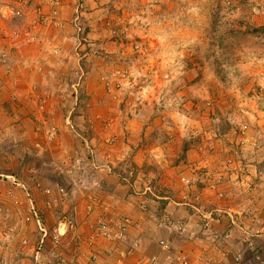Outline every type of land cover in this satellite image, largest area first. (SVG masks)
Instances as JSON below:
<instances>
[{"label":"crops","instance_id":"obj_1","mask_svg":"<svg viewBox=\"0 0 264 264\" xmlns=\"http://www.w3.org/2000/svg\"><path fill=\"white\" fill-rule=\"evenodd\" d=\"M79 1L15 2L11 8L19 11L16 18L9 16V9H0V112L14 111L0 118V132L7 134H0V159L10 158V169L0 171V177H8L5 183L0 182V222L7 210L23 226L34 213H41L43 225L50 232L58 230L62 234L57 246L50 237L41 244L36 256L41 263L62 257L70 264H264V168L257 164L260 158L253 150L245 153L241 169L237 164L225 167L224 153L218 150L222 146L218 142L224 138L211 140L208 153L196 144L178 147L180 137L173 131L167 141L140 146L139 142L148 138L141 132L153 126V122L140 119L122 125L116 138H104L106 145L92 140L91 152L103 164L97 166L98 162L89 158L85 163L81 158L77 164L83 168L76 167L70 174L61 170L68 151L60 143L63 137L57 145L48 143L47 136L41 134L47 128L37 133L39 122L27 114L41 108H69L62 99H51L64 94L52 81L65 78L73 62L82 69L72 53L77 46L72 21ZM82 2L86 7L82 12L91 16L110 7L105 5L110 0ZM100 29L91 23L90 34L98 36L103 31ZM95 39L92 45L110 47L100 38ZM98 57L91 54L94 65L89 73L101 76ZM88 93L97 95V91ZM101 108L106 110V105ZM41 121L46 123L44 127L51 124L62 130L70 123L68 119L54 124L51 120ZM258 122L262 125L263 118ZM170 124L178 127L175 121ZM125 129L133 134L128 136ZM183 129L184 124L179 131L186 135L188 128ZM248 141L247 149L255 150L260 143L257 137ZM57 151L62 161L55 160ZM36 157L41 164L34 163ZM128 157L131 170L125 162ZM52 158L54 169L59 167L68 178L67 186L51 176L48 165ZM219 177L221 182L214 187ZM64 216L73 219L74 228L63 223ZM163 216L183 222L185 230L159 226ZM125 219L129 223L122 237L117 238ZM34 223L31 221L29 227L36 226ZM100 224H106L112 235H97ZM38 235L41 243V233Z\"/></svg>","mask_w":264,"mask_h":264},{"label":"rangeland","instance_id":"obj_2","mask_svg":"<svg viewBox=\"0 0 264 264\" xmlns=\"http://www.w3.org/2000/svg\"><path fill=\"white\" fill-rule=\"evenodd\" d=\"M15 2L25 5L28 0H0V9L19 12L11 8ZM105 5L110 7L91 16L83 13L86 7L82 0L77 3L72 21L77 46L72 53L82 69L73 62L65 78L52 81L64 94L51 99H62L69 108H41L27 114L39 122L35 126L37 133L47 128L41 134L47 136L48 143L57 145L59 137H63L60 143L68 151L61 170L70 174L76 167L83 168L77 164L81 158L85 163L89 158L98 162L97 166L103 164L91 152L92 140L106 145L104 138H116L122 125L140 119L153 122L151 128L141 132L148 138L144 137L140 146L152 147L156 142L167 141L173 131L180 137L176 141L178 147L196 144L208 153L211 140L224 138L218 142L222 144L218 150L224 153L226 168L241 162L245 166V153L249 150L259 155L257 164L264 168V123H257L264 120V0H110ZM9 16L16 18L10 13ZM40 19L43 21V16ZM91 23L101 27L103 33L90 34ZM95 38L110 47L92 45ZM91 54L99 56L101 76L89 73L94 65ZM96 91L97 95L88 93ZM51 99L47 96V100ZM103 105L106 110L101 108ZM11 113L14 111L4 110L0 118ZM17 113L23 115L21 111ZM44 119L52 124L67 119L70 123L62 130L51 124L44 127ZM160 119L163 123L155 125ZM173 120L178 127L170 124ZM183 124L184 131L188 128L186 135L179 131ZM244 125L248 129L242 138L239 129ZM125 130L128 136L133 134L132 130ZM250 137L259 138L255 150L247 149ZM236 151L241 158H236ZM58 154H54L55 160L60 159ZM54 158L48 165L51 176L67 186L66 175L59 167L54 169ZM230 158L236 162L228 163ZM125 162L131 170L130 158ZM34 163L41 164L40 159L36 157ZM6 168L10 169V158H1L0 171L7 172ZM7 178L1 176L0 182L5 183ZM38 216L42 222L43 215ZM1 220L0 264H55L56 261L41 263L36 258L42 245L35 216L23 226L7 210ZM31 221L36 226L30 228Z\"/></svg>","mask_w":264,"mask_h":264},{"label":"built area","instance_id":"obj_3","mask_svg":"<svg viewBox=\"0 0 264 264\" xmlns=\"http://www.w3.org/2000/svg\"><path fill=\"white\" fill-rule=\"evenodd\" d=\"M10 14H11V16L16 17L19 14V12L10 10ZM247 129H248L247 125H244V126H242L239 129V131H240L239 133H240V136L242 138H244ZM235 153L237 155L236 158H238V159L241 158V156L239 155L238 151H236ZM235 162H236V160H234V158H230L228 160V163H231V164H233ZM237 168H241V169L243 168L241 163H239V166L237 165ZM221 179H222L221 177H219L217 179V183L214 184V187H217V184L221 182ZM222 193L223 192H220V195H223ZM34 216H35V220H36V222L38 224L39 230L41 231V244L44 243L48 237H50L51 240L54 242V244L57 246L59 244V242H60V238H61L62 234L58 230H54V231L50 232L48 230V228H46L43 225V223L41 222L38 214L34 213ZM62 221H63V223L65 225H67L69 227V229L75 227L73 219L70 218L69 216H64ZM127 223H129V220L125 219L124 222L120 224L119 227H120L121 231H120V233L117 234V238H121L122 237L123 231L125 229V225ZM159 226H161L163 228H167V229H175L176 231H179V232H182V231L185 230V224L183 222L175 220L171 216H163V218L159 222ZM109 233H110V236H111L112 235L111 230L110 231L108 230V226L106 224H100V226H98V234L97 235H101V236L105 237V236H109ZM160 243L162 244V246H166L165 241H161ZM55 264H70V261H66V259L60 257L55 262Z\"/></svg>","mask_w":264,"mask_h":264}]
</instances>
